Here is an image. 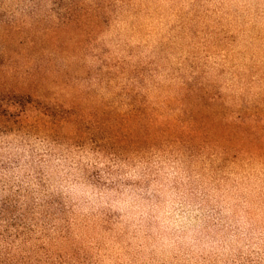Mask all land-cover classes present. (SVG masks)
Listing matches in <instances>:
<instances>
[{"label": "rangeland", "instance_id": "1", "mask_svg": "<svg viewBox=\"0 0 264 264\" xmlns=\"http://www.w3.org/2000/svg\"><path fill=\"white\" fill-rule=\"evenodd\" d=\"M46 82L104 126L14 107ZM187 87L217 113L192 148ZM224 118L264 152V0H0V264H264V156Z\"/></svg>", "mask_w": 264, "mask_h": 264}, {"label": "trees", "instance_id": "2", "mask_svg": "<svg viewBox=\"0 0 264 264\" xmlns=\"http://www.w3.org/2000/svg\"><path fill=\"white\" fill-rule=\"evenodd\" d=\"M71 20V18L69 19ZM72 21V20H71ZM63 24L68 25V21L65 20L63 22ZM57 54V53H56ZM64 54H67V49L64 47L63 49H61L58 52V56H63ZM109 66L107 64H103L101 67V70L107 69ZM137 75L134 77H127L129 78V80H131L132 83H136L138 82L136 80V78H140L144 76L141 75L140 71H138V68H134V71ZM99 81H102L101 78L98 79ZM47 82L44 84H36L34 86H27L28 87V92H26V94L23 96V98H18L15 102H14V107H18L21 108L23 110H21L22 112H25V108H27L28 106L26 105H31V107L33 108V110H35V113L37 114L38 118L40 121H44L46 123H49L47 120H45V117H51V116H55L53 114H50L49 112L51 110L59 113V120L57 121L58 125H64V124H69L71 123V119L72 118H81L82 120H84V122H88L89 124H94L95 126H104V123L102 120H94V115H89L88 117L80 114L76 111H74L73 113L70 114V116H63L62 114L66 113V111H64V106L65 104H60V103H56L55 105H42V102L38 101V94L40 92L41 87H43L44 85H46ZM134 90V89H132ZM188 92L183 96V98L179 99V103H180V110L181 113L183 114V116H187L188 120H187V129L189 131V141L191 143V148L193 147V145L195 144V142L197 141H204L203 139H207L206 137H210L209 132H208V118H210L211 120H215L217 119V113L215 112H210L209 113V117L208 116H204L203 114H201V112H197L195 111V107L198 106V102L204 97L202 96V88H194V87H187ZM134 92V91H133ZM37 97V98H36ZM193 101H192V100ZM128 106L132 107L133 104L128 103ZM132 114V116L130 117L129 115V122L130 125L132 127L131 132L133 134V137H135V141L139 142L140 138H138L139 136V129L142 126V118L143 116H146V113L143 110L140 109H135V108H131L129 110ZM68 114V112H67ZM127 119H128V114H127ZM239 119V118H238ZM213 121L210 123L211 125H213ZM86 122V123H87ZM216 122V121H215ZM38 123V122H37ZM151 123H153L151 121ZM220 123L223 125L225 130H229V132H232V130H239L240 133L242 132V134H240V140H244L245 143L241 145V148H239V151L244 153V154H251V156L254 157H262L264 156V152H263V148L260 145H255L254 142L252 140H250L251 137V132H247L245 128H247V122L240 119L239 123L236 124V126H234V122L232 119H228V118H224V120H221ZM40 124V123H39ZM153 125V124H151ZM214 126V125H213ZM221 126V125H220ZM134 128V129H133ZM231 128V129H230ZM236 128V129H235ZM259 128H255L253 127L251 129V131H258ZM223 130V129H222ZM234 135L231 134V136ZM237 135V134H236ZM163 137V135H158L157 133H150L149 135H147V138H149L150 140H155L156 138H160ZM44 138V137H43ZM236 138V137H233ZM216 139L218 142L220 143H224V148H223V153L225 155H229L231 150L230 148L232 147H239L237 145H240L239 142L234 141V139H232L230 137V135L226 136L225 133L220 131V134L216 135ZM160 140V139H159Z\"/></svg>", "mask_w": 264, "mask_h": 264}]
</instances>
